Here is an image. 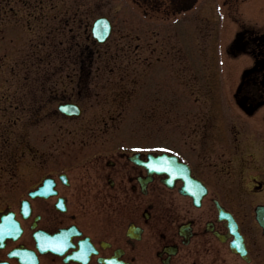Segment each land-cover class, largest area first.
<instances>
[{"label": "flooded vegetation", "instance_id": "af4514ba", "mask_svg": "<svg viewBox=\"0 0 264 264\" xmlns=\"http://www.w3.org/2000/svg\"><path fill=\"white\" fill-rule=\"evenodd\" d=\"M133 2L174 14L192 0ZM93 10L0 0V162L22 170L0 264H264V147L236 137L224 165L119 130L156 104L158 52L143 19L126 34L109 17L99 42Z\"/></svg>", "mask_w": 264, "mask_h": 264}, {"label": "rangeland", "instance_id": "374dc122", "mask_svg": "<svg viewBox=\"0 0 264 264\" xmlns=\"http://www.w3.org/2000/svg\"><path fill=\"white\" fill-rule=\"evenodd\" d=\"M46 1L91 4L95 19H115L126 34L130 24L143 19L141 41L144 46L152 42L158 52L157 101L134 110L133 117L140 120L117 123L119 130L147 133L159 148L183 155L201 153L203 160L205 154L207 162L222 155L217 162L224 165L234 153L236 137L240 145L264 147V71L249 72L254 64L261 67L264 58V0H198L193 9L175 15L161 6L139 11L133 0ZM241 30L247 33L232 49ZM251 34L263 48L257 49ZM28 38L25 34L26 43ZM168 62L170 69H162ZM7 168V161L0 162V211L17 205L12 186L22 185L17 175L22 170L12 176Z\"/></svg>", "mask_w": 264, "mask_h": 264}, {"label": "water", "instance_id": "95a60500", "mask_svg": "<svg viewBox=\"0 0 264 264\" xmlns=\"http://www.w3.org/2000/svg\"><path fill=\"white\" fill-rule=\"evenodd\" d=\"M103 20H105L104 18H101V19H99L97 22H96V24H95V26H96V30H97V34H98V31L99 30H102V28H103V26H104V21ZM106 24H107V22H106ZM101 33V32H100ZM104 36L100 39V41H103L106 37H107V35H108V32L106 33L105 32V30H104V33H102Z\"/></svg>", "mask_w": 264, "mask_h": 264}, {"label": "snow or ice", "instance_id": "6c2138e0", "mask_svg": "<svg viewBox=\"0 0 264 264\" xmlns=\"http://www.w3.org/2000/svg\"><path fill=\"white\" fill-rule=\"evenodd\" d=\"M137 151H141V149H136ZM165 151H167V149H164ZM153 166L151 164H149V168H152Z\"/></svg>", "mask_w": 264, "mask_h": 264}]
</instances>
